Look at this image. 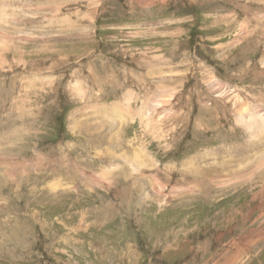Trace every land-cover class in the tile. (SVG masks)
I'll return each instance as SVG.
<instances>
[{
	"label": "rangeland",
	"instance_id": "obj_1",
	"mask_svg": "<svg viewBox=\"0 0 264 264\" xmlns=\"http://www.w3.org/2000/svg\"><path fill=\"white\" fill-rule=\"evenodd\" d=\"M262 14L0 0V264H264Z\"/></svg>",
	"mask_w": 264,
	"mask_h": 264
},
{
	"label": "bare ground",
	"instance_id": "obj_2",
	"mask_svg": "<svg viewBox=\"0 0 264 264\" xmlns=\"http://www.w3.org/2000/svg\"><path fill=\"white\" fill-rule=\"evenodd\" d=\"M262 15H263V17H264V14H262ZM262 19H263V18H262ZM246 23H247V22H246ZM247 25H248V23H247ZM244 26H245V25H242L243 29H245ZM248 26H249V25H248ZM248 26H245V27L248 28ZM0 30H1V29H0ZM253 32H254V31H253ZM263 34H264V33H263ZM263 72H264V70H263ZM263 72H262V73H263ZM222 94H223V93H222ZM239 94H240V93H239ZM221 96H222V95H221ZM236 96H237V95H236ZM240 97H241V96H240ZM236 99H237V98H236ZM163 103H164V102H163ZM247 120H248V119H247ZM111 169L114 170V167L111 168ZM112 170H111V171H105V172H104L105 177H106L107 179L110 178V177L114 174V171H112ZM0 173H1V171H0ZM110 175H111V176H110ZM2 180H3V179H2ZM2 180H1V181H2ZM1 183H3V182H1ZM109 184H110V183H109ZM2 186H3V185H2ZM87 227H88V226H87ZM245 246H246V245H245Z\"/></svg>",
	"mask_w": 264,
	"mask_h": 264
}]
</instances>
